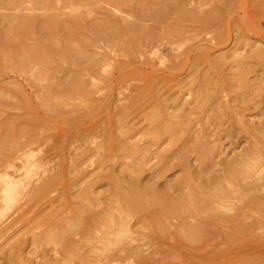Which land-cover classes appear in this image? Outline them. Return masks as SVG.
Masks as SVG:
<instances>
[{
    "label": "rangeland",
    "instance_id": "rangeland-1",
    "mask_svg": "<svg viewBox=\"0 0 264 264\" xmlns=\"http://www.w3.org/2000/svg\"><path fill=\"white\" fill-rule=\"evenodd\" d=\"M258 140L264 0H0V264H264V188L203 201Z\"/></svg>",
    "mask_w": 264,
    "mask_h": 264
},
{
    "label": "bare ground",
    "instance_id": "bare-ground-1",
    "mask_svg": "<svg viewBox=\"0 0 264 264\" xmlns=\"http://www.w3.org/2000/svg\"><path fill=\"white\" fill-rule=\"evenodd\" d=\"M184 14V13H183ZM182 14V15H183ZM193 17V16H192ZM191 17V18H192ZM186 18V17H185ZM185 18H184V20H185ZM189 18V17H188ZM192 19H194V18H192ZM204 20V19H203ZM197 21V20H196ZM199 21V20H198ZM201 21V20H200ZM201 24V23H200ZM128 45V44H127ZM207 81V80H206ZM205 86V85H204ZM207 88V87H206ZM204 90V89H203ZM200 100V99H199ZM200 101H202V99L200 100ZM198 103V102H197ZM200 103V102H199ZM199 106V105H198ZM154 113H156V111L154 112ZM163 113V112H162ZM157 115H158V113H156ZM166 114V113H165ZM153 115V114H152ZM152 115L150 116V118H152ZM164 115V114H163ZM167 116H168V114H166ZM165 115V117H167ZM123 116V115H122ZM171 116V118L172 119H174L175 117H172V115H170ZM160 117V115H158L155 119L156 120H158L157 118H159ZM164 117V118H165ZM120 118H121V116H120ZM149 118V123H150V119ZM171 118H169V116H168V118H166V121L162 124V123H160L159 125L160 126H163V128L162 127H160V130L162 131V129H163V133H162V135L163 134H166L165 136H171L172 137V135L174 134V129L176 128V126L180 123H178V121H180V120H178V118H177V120H176V122L178 123H176V122H174V120H172ZM154 118H152V120H153ZM151 120V123H150V125H154V121H156V120H153L152 121ZM132 121V120H131ZM123 122V121H122ZM157 122V121H156ZM183 123V122H182ZM180 125H182V124H180ZM122 126V125H121ZM121 126H120V128H121ZM179 126V125H178ZM177 126V127H178ZM154 129V131H156L157 132V130H155V129H158V127L157 128H153ZM124 130V129H123ZM123 130H121V134H124L122 131ZM159 129H158V132L160 133L161 131H160ZM131 131H132V129H131ZM153 131V132H154ZM127 132H128V130H127ZM156 132L155 133H153V134H156ZM107 133V132H106ZM105 133V134H106ZM146 133V132H145ZM159 133H157V134H159ZM129 134V133H128ZM128 134L126 135V134H124L125 136H124V141H125V138H126V136H128ZM143 134V133H142ZM148 134V133H147ZM150 135L152 134V133H149ZM148 134V135H149ZM183 134V133H182ZM160 135V134H159ZM162 135H160V136H162ZM153 137L154 138H156L154 135H153ZM158 137V136H157ZM164 137V136H163ZM162 137V138H163ZM174 137V136H173ZM153 138V139H154ZM128 139V138H127ZM159 139V138H158ZM173 140V142H174V138L172 139ZM119 141V140H118ZM127 141V140H126ZM170 141V140H169ZM259 141V140H258ZM172 142V143H173ZM260 143H258L257 144V142H256V144H255V146H253L252 148H251V150H249V152L248 153H245V154H243L242 156V158H240V160H239V162L237 161L236 163H237V165H235V167L234 168H232V169H228V172H227V174L226 175H224L225 177H224V179H222L223 180V183L222 184H219L218 186H214V187H217V190L216 191H218V190H220V191H218V192H214V194L213 195H211L210 197H207V199H205V200H203V198H202V200L206 203V210H208L209 211V209H207V208H211L212 210L213 209H215V208H219V207H221V205H219L220 204V202H222L223 204H222V206L224 205V202L225 203H227L226 201H231V200H233V199H231V198H235V197H231L230 199H229V195H235V196H237V195H241L244 199H245V201L246 200H248L249 199V203H251V201H253V199H255V197H253L254 196V194L255 193H257L258 191H261V189H263L264 187V141H259ZM122 143V142H121ZM129 143V142H128ZM105 145V144H104ZM100 146V145H99ZM120 146H122L123 147V145H120ZM125 146V145H124ZM101 147H102V144H101ZM127 147V146H126ZM128 147H129V145H128ZM135 146L133 145V146H131L129 149L130 150H132V152L134 153V149L136 148H134ZM95 148V147H94ZM100 148V147H99ZM131 148H133V149H131ZM250 149V148H249ZM108 150V149H107ZM125 150H127V148L125 149ZM129 150V151H130ZM134 150V151H133ZM110 151H111V149H110ZM128 151V150H127ZM137 151V150H136ZM135 151V152H136ZM131 152V153H132ZM101 153V152H100ZM98 154V153H97ZM101 156H102V154H101ZM123 156V155H122ZM84 157V156H83ZM98 157H100V156H98ZM106 157V156H105ZM108 158V157H107ZM101 159V158H100ZM104 159V158H103ZM106 159V158H105ZM104 159V160H105ZM143 159V158H142ZM73 160V159H72ZM81 160V159H80ZM86 161V160H85ZM84 161V162H85ZM98 161H99V159H98ZM106 161V160H105ZM138 161V160H137ZM83 162V163H84ZM101 162H102V159H101ZM82 164V163H81ZM96 164V163H95ZM99 164V163H98ZM126 164V163H125ZM235 164V163H234ZM100 165H102V164H100ZM132 166V165H131ZM138 166H139V163H138ZM137 166V167H138ZM102 167V166H101ZM140 167H142V166H140ZM139 167V168H140ZM134 168V167H133ZM129 169H131V168H129ZM138 169V168H137ZM136 169V170H137ZM132 170H134V169H132ZM131 171V170H130ZM135 171V170H134ZM49 180V179H48ZM50 181V180H49ZM219 181V180H218ZM46 182V181H45ZM221 182V181H220ZM256 182L257 183H259L260 184V182H262V184L261 185H259V186H257L258 184H256ZM219 183V182H218ZM4 184H6V183H4ZM50 183H48V185H49ZM217 184V183H216ZM256 184V185H255ZM52 185V184H51ZM129 185V184H128ZM131 185V184H130ZM246 185H248V187H246ZM250 185V186H249ZM5 186V185H4ZM45 186H47V184L45 185L44 184V187ZM225 187L226 189H225V192H224V190L221 188V187ZM246 187V189H245V187ZM261 186V187H260ZM21 187V186H20ZM126 187V186H125ZM133 187V186H132ZM188 188H189V186H188ZM222 189V190H221ZM20 190V189H19ZM117 190V193L118 192H120L121 190L120 189H116ZM118 190H120V191H118ZM131 191L129 192V189L127 190H124L123 189V191H121V192H127L126 194H123L122 193V195H121V193H118L119 195H117V196H120L121 197V199L119 200L118 199V201H120V204H119V206L116 208V211H117V213H119V215H120V211L121 210H123V209H128L129 208V204H131V203H133V204H136V205H141V206H144L146 203H149V205L152 203V204H154V203H157V202H153L154 200H152V202L151 201H149V200H147L148 202H145L146 200H144V199H142V197L139 195V194H137V192H136V195H135V191H133L132 189H130ZM142 190V189H141ZM189 191V193H187L186 194V197H185V195H182V197H180V199L178 200L179 202H180V206L179 205H177V206H179V207H181L180 209H181V211L183 210V209H187V207L190 205L191 206V204H193V203H190L191 202V200H192V197H194V198H197V197H195L197 194L196 193H194V194H191V193H193V190L192 189H188ZM213 190V189H212ZM14 191H15V188H13V187H8L7 189H6V199H8L9 201L10 200H12V198H13V194H14ZM32 191H34V190H32ZM129 192V193H128ZM143 192V191H142ZM229 192V193H228ZM35 193V192H34ZM184 193V192H183ZM259 193V192H258ZM33 194V193H32ZM196 194V195H195ZM199 194V193H198ZM192 195H195V196H192ZM184 196V197H183ZM208 196V195H207ZM152 196H150V198H151ZM178 197V196H177ZM201 197V196H200ZM237 197H239V196H237ZM128 198H130V200H128ZM144 198V197H143ZM240 198V197H239ZM155 199V198H154ZM199 199V198H198ZM229 199V200H228ZM242 199V198H241ZM89 200V199H88ZM159 200V199H158ZM174 200V199H173ZM177 200V199H176ZM175 200V201H176ZM202 200H201V202H202ZM234 200H236V199H234ZM238 201L237 202H239L240 200L239 199H237ZM256 200V199H255ZM162 200H160V202H161ZM241 201H243V200H241ZM151 202V203H150ZM233 202V201H232ZM232 202H228V203H231L232 204ZM118 203V202H117ZM165 204H166V202H164ZM172 202L170 201V204H171ZM244 203V202H243ZM246 203H248V202H246ZM159 204V203H158ZM252 204V203H251ZM148 205V204H147ZM156 205V204H155ZM173 205V203L171 204V206ZM176 205V204H175ZM194 205H195V202H194ZM193 205V206H194ZM228 205V204H227ZM230 205V204H229ZM116 206H117V204H116ZM160 205H158V207H159ZM197 206V205H196ZM225 206V208L227 207L226 206V204L224 205ZM249 206V205H248ZM254 206V205H253ZM147 207V206H146ZM151 207H153V206H151ZM168 207V206H167ZM174 207V205L172 206V208ZM179 207H177V208H179ZM198 207H199V205H198ZM250 207H251V205H250ZM249 207V208H250ZM111 209L113 208V206L112 207H110ZM154 208H156V206H154ZM191 208V207H190ZM193 209H194V211L196 210V207H192ZM192 208L190 209V211L192 210ZM203 208H205V205H204V207ZM203 208H202V210H203ZM229 208V207H228ZM113 209H115V208H113ZM148 209V208H147ZM171 208H169V211H171L170 210ZM174 209V208H173ZM176 209V208H175ZM264 209V208H263ZM128 210H130V209H128ZM157 210V209H156ZM205 210V209H204ZM203 210V211H204ZM204 211V212H207V211ZM212 210H210V211H212ZM260 210H262V209H260ZM111 210H109L108 209V211H107V213L108 212H110ZM160 211V210H159ZM176 211H178L177 209H176ZM180 211V212H181ZM197 211V210H196ZM195 211V212H196ZM200 211V210H199ZM164 212V211H163ZM173 212H175L174 210H173ZM202 212V211H201ZM213 213H215V211H212ZM106 213V214H107ZM111 213H113V211H111ZM116 213V212H115ZM117 213L115 214V216H117ZM197 213V212H196ZM199 213V212H198ZM100 214V213H99ZM108 214H110V213H108ZM201 214V213H200ZM208 214H209V212H208ZM207 214V215H208ZM235 214V213H234ZM112 216H113V218H112V216L106 221L107 223H106V225H105V227H106V232L105 233H107V235H110V236H114L115 238H116V241L118 240V239H120L121 237H122V235L123 234H120V233H118V234H115L114 232L115 231H117L118 229H120L121 228V223H120V226L119 225H116V222H115V220H117V217L115 218L114 217V215L113 214H111ZM184 215V214H183ZM214 215V214H213ZM104 216H108V215H105L104 214ZM190 216V215H189ZM211 216H212V214H211ZM164 217V216H163ZM215 217V216H214ZM175 218V217H174ZM212 218V217H211ZM180 219V218H179ZM187 220V219H186ZM257 220V219H256ZM158 222H159V220H158ZM117 223H118V221H117ZM161 223V222H160ZM159 223V224H160ZM119 224V223H118ZM189 224V223H188ZM157 225H158V223H157ZM185 225V224H184ZM122 226H125V225H123V223H122ZM104 227V228H105ZM126 227V226H125ZM128 227V226H127ZM159 227V226H158ZM196 227V226H195ZM124 228V227H123ZM189 228H191V227H189ZM199 228V227H198ZM261 228V227H260ZM264 228V227H263ZM124 229H126V228H124ZM185 229V228H184ZM195 229H197V228H195ZM121 230V229H120ZM126 231V230H125ZM191 231V230H190ZM231 231V230H230ZM234 231V230H233ZM252 231V230H251ZM90 232V231H89ZM120 232V231H119ZM188 232V231H187ZM96 233V232H95ZM123 233V232H122ZM237 233V232H236ZM91 234V233H90ZM103 234V233H102ZM128 234V233H127ZM185 234H186V232H185ZM87 235V234H86ZM106 235V234H105ZM89 236V235H88ZM189 236H191V235H189ZM195 236V235H194ZM86 237V236H85ZM90 237V236H89ZM93 237V236H92ZM92 237H91V240H92ZM108 237V236H107ZM126 237H128V236H126ZM126 237H124V238H126ZM186 237H187V235H186ZM199 237V236H198ZM94 238V237H93ZM196 238V237H195ZM88 239V237L86 238V240ZM90 239V238H89ZM88 239V240H89ZM96 239H98V238H96ZM103 239H105V238H103ZM112 239H114V238H112ZM87 240V241H88ZM101 241H102V239H100ZM120 240H122V239H120ZM191 240V239H190ZM84 241V240H83ZM107 241H109L107 238L103 241V242H107ZM115 241V240H114ZM88 242H90V241H88ZM96 242V241H95ZM112 245H113V243H115V242H113L112 243V240L111 241H109ZM109 242H108V244H109ZM119 242H121V241H119ZM230 242V241H229ZM242 242V241H241ZM83 243V242H82ZM86 243V242H85ZM85 243H83V244H85ZM93 243V242H92ZM96 243H98V240H97V242ZM95 243V244H96ZM100 243H102V242H100ZM99 243V244H100ZM105 243H103V244H105ZM81 244V243H80ZM102 244V245H103ZM107 244V243H106ZM105 244V245H106ZM108 244H107V246H108ZM116 244H117V242H116ZM115 244V245H116ZM119 244V243H118ZM101 244H100V246H102ZM87 246V245H86ZM106 247V246H105ZM104 247V248H105ZM71 248V247H70ZM102 248V247H101ZM110 247H108L107 249H109ZM111 248H113V247H111ZM111 248H110V250H111ZM116 248V247H115ZM81 249V248H80ZM88 249V248H87ZM94 249H96L97 250V247L96 246H94ZM100 248H98V250H99ZM106 248L105 249H103L104 251L105 250H107ZM114 249V248H113ZM73 251H76L74 248L72 249ZM91 250H93L92 248H91ZM84 251H86V249L84 250ZM94 251V250H93ZM100 251H102V249L101 250H99L98 252V254H100ZM103 251V252H104ZM122 251V250H121ZM79 252V251H78ZM90 252V251H89ZM92 252V251H91ZM106 252V251H105ZM107 252H108V250H107ZM70 253V252H69ZM72 253V252H71ZM75 253V252H74ZM85 253V252H84ZM97 253V252H96ZM126 253V252H125ZM91 254V253H90ZM90 254H87L86 253V255L84 256L83 254H80V252L77 254H75V255H78V258H79V261H80V263L79 264H92V262L94 261V259L96 260V257H95V255L93 256V257H95L94 259H92L91 257V255H93V254H95V252H92V254L90 255ZM130 254H132V253H130ZM103 255V254H102ZM100 256V255H99ZM114 256V255H113ZM135 257H136V255H134ZM142 256V255H141ZM121 257V256H120ZM126 257V256H125ZM130 257V256H129ZM138 257H140V256H138ZM64 258V257H63ZM101 258V257H100ZM104 258V257H103ZM111 258V257H110ZM110 258H108V259H110ZM119 258V257H118ZM73 259V258H72ZM98 259V258H97ZM112 259H114V260H116L115 258H113L112 257ZM136 259H137V257H136ZM71 260V259H70ZM113 260V261H114ZM118 260V259H117ZM101 261H103V260H101ZM110 261V260H109ZM46 262V261H45ZM58 262V261H57ZM108 262V261H107ZM116 262V261H115ZM47 263V262H46ZM48 264H49V262H48ZM55 264H57V263H55ZM60 264V263H59Z\"/></svg>",
    "mask_w": 264,
    "mask_h": 264
}]
</instances>
